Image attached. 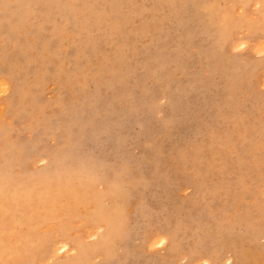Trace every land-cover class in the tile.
Wrapping results in <instances>:
<instances>
[{
    "label": "rangeland",
    "instance_id": "1",
    "mask_svg": "<svg viewBox=\"0 0 264 264\" xmlns=\"http://www.w3.org/2000/svg\"><path fill=\"white\" fill-rule=\"evenodd\" d=\"M261 9L0 0V204L15 231L0 252L26 238L42 252L29 264L82 249L76 264H264V32L248 31ZM64 184L83 201L24 218L23 194ZM17 249L0 264H27Z\"/></svg>",
    "mask_w": 264,
    "mask_h": 264
},
{
    "label": "bare ground",
    "instance_id": "2",
    "mask_svg": "<svg viewBox=\"0 0 264 264\" xmlns=\"http://www.w3.org/2000/svg\"><path fill=\"white\" fill-rule=\"evenodd\" d=\"M72 1V0H71ZM257 3V2H256ZM258 3H259V1H258ZM260 4V3H259ZM258 4V5H259ZM261 5V4H260ZM25 7V6H24ZM258 7V6H257ZM256 9H258V8H256ZM261 15L259 16V18H257V20H255V21H253L250 25H249V34H255V33H257V32H259V31H263L264 32V0H263V9H261ZM95 12H96V10H95ZM241 17V16H240ZM242 18H243V16H242ZM109 20V19H108ZM179 20V19H178ZM244 20V19H243ZM246 20V19H245ZM90 21V20H89ZM92 21V20H91ZM250 21V20H249ZM101 22V21H100ZM245 22V21H244ZM249 23V22H248ZM88 24V23H87ZM95 26V25H94ZM242 27V26H241ZM246 27H247V25H246ZM243 29V28H242ZM104 31V30H103ZM246 31V30H245ZM89 33V32H88ZM103 33V32H102ZM112 35V34H111ZM107 36H109V35H107ZM114 36H116V35H114ZM113 36V38H115ZM112 41V40H111ZM161 43V42H160ZM264 44V43H263ZM165 47V46H164ZM80 51V50H79ZM157 53H158V51H157ZM46 55V54H45ZM85 55V54H84ZM26 56V55H25ZM157 56H159V55H157ZM35 57H36V55H35ZM85 58H83V57H80V58H77V55H76V61L74 62V64H73V66H72V68L70 69V71H72V73H75V72H77V69H79L80 68V66H81V62L84 60ZM162 59V58H161ZM27 62V61H26ZM46 64V63H45ZM44 64V65H45ZM47 65V64H46ZM90 66V65H89ZM17 67H20V65L19 66H17ZM52 66H51V64H50V67H49V71H48V73L50 72V71H55L54 70V67L53 68H51ZM62 64H60V65H58V66H56V68H57V72L58 71H61V70H63L62 69ZM10 68V67H9ZM42 68V67H41ZM40 68V69H41ZM84 69H85V67H84ZM36 71H38V70H36ZM40 71V70H39ZM46 71V70H45ZM31 77V76H30ZM97 77V76H96ZM115 77V76H114ZM31 80V79H30ZM27 81H28V78H27ZM19 82V81H18ZM14 89V88H13ZM8 92V91H7ZM18 91L16 90V93H17ZM29 94V93H28ZM30 97V96H29ZM28 99V98H27ZM28 101H30L29 99H28ZM25 102V101H24ZM14 105V104H13ZM223 135H225V134H223ZM222 137V136H221ZM18 148V147H17ZM226 149V148H225ZM8 151V150H7ZM16 152V151H15ZM21 153V152H20ZM29 153H30V151H29ZM37 153V152H36ZM18 154V153H17ZM19 155V154H18ZM37 155H39V154H37ZM17 157V156H16ZM32 158V157H31ZM211 161V160H210ZM212 162V161H211ZM220 162H222L221 160H220ZM221 166V165H220ZM219 167V166H218ZM222 167H224V166H222ZM212 170V169H211ZM219 170H221V169H219ZM44 172V171H43ZM42 176L44 175V174H41ZM41 175H38V177H40ZM41 176V177H42ZM38 177H36V178H38ZM55 177H57V179H58V176H56L55 175ZM5 178V177H4ZM44 178V177H43ZM59 178L61 179V177L59 176ZM39 179V178H38ZM8 180V179H7ZM17 180V179H16ZM21 180V179H20ZM34 180V179H33ZM55 180H56V178H55ZM9 181V180H8ZM63 181V180H62ZM17 183V182H16ZM64 183V182H63ZM63 187H65L64 188V190H63V192L62 193H60V194H56L55 193V191H53V190H51L50 191V189H49V187H44L45 189H43L42 190V192L40 193V194H28V193H25V194H23L22 195V199H24L26 202H27V204H26V207H28L27 208V212H25V213H23L22 215L24 216V218H27L26 220H31V221H33L34 219L35 220H37V216L39 217V218H41V219H49L50 217H55V213L56 212H58L59 210H61V208L62 207H65V206H67V201H71V194L72 195H74V196H77V198H78V200L79 201H83V199L84 198H82V197H78V195H77V193H73V192H71V190L70 189H68V188H66V186H65V184L63 185ZM3 188H4V186H3ZM13 189V188H12ZM219 189V188H218ZM11 190V189H10ZM9 190V191H10ZM12 191H14V190H12ZM4 193V192H3ZM69 193H71V194H69ZM8 194V193H7ZM80 194V193H79ZM92 194H94V193H92ZM5 195H6V193H5ZM82 195V194H81ZM95 196V195H94ZM5 197V196H4ZM10 197V196H9ZM28 197H30V198H28ZM18 199V198H17ZM11 200V199H10ZM30 200H31V202H30ZM2 201V200H1ZM0 201V202H1ZM17 201V200H16ZM33 202V203H32ZM2 204V203H1ZM0 204V221L2 222L1 223V225H0V230H1V232L2 233H4L5 235H7V237H9V235H12L13 233H15V231H14V228H13V222H11V221H13V217H14V215H13V213H11V211H10V207L9 206H7V207H4V205H1ZM31 205L32 206H34L33 208H31ZM43 205L45 206L42 210H41V207H43ZM21 213V212H20ZM121 214V213H120ZM106 216V215H105ZM89 217H91V218H95L94 217V215H90ZM106 218V217H105ZM106 220H107V218H106ZM34 228H32V230H33ZM111 229V228H110ZM115 229V228H114ZM113 229V230H114ZM168 233V232H167ZM171 233V232H170ZM1 236V235H0ZM113 236V235H112ZM6 239V238H5ZM18 242V241H17ZM17 242L16 243H14L12 246H15L16 247V245H17V253H19V256H20V258H19V260H22V259H25V260H27V264H29V261H31L30 260V257L33 255V254H31V253H33V252H36V253H39V254H42V252L41 251H39V252H37V249H32V248H34V247H37V245H35V244H32V243H28V240L26 239V238H23V239H21V241H19L18 242V244H17ZM102 244H103V242L101 241L100 243H97V244H93V246H94V248H100L101 246H102ZM89 245V244H88ZM105 245H106V243H105ZM172 245H174V244H172ZM178 246V245H177ZM7 247H9L8 245H4V246H2L1 247V249H2V252H0V257L1 258H3V256L5 257L6 256V253H8L9 255H14L13 256V258L14 259H16V260H18L17 259V255H16V251H15V247H11V249H10V252H8L9 250H8V248ZM107 247V246H106ZM105 247V248H106ZM179 248V247H178ZM31 249V250H30ZM92 249V248H91ZM174 249V248H173ZM84 249H82V250H80L78 253H76V252H74V253H70L69 254V257H60V256H58L57 258H56V261H57V264H76L77 262H79V260H82L83 258H84V256H85V253H82V251H83ZM102 250V249H101ZM105 250V249H104ZM88 251V250H87ZM107 251V250H106ZM187 252V251H186ZM54 254V253H53ZM53 257H54V255H53ZM169 258V257H168ZM50 259H51V257H50ZM50 259H49V261H50ZM230 259V258H229ZM232 261H233V258H232ZM231 262V261H230ZM243 262V261H242ZM12 262L10 261L9 262V264H11ZM17 263H18V261H17ZM98 263V262H97ZM100 264H103V263H100Z\"/></svg>",
    "mask_w": 264,
    "mask_h": 264
}]
</instances>
